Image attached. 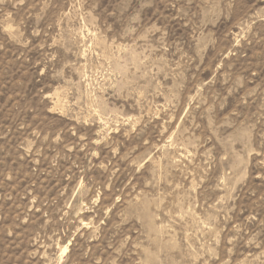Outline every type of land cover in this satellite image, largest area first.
<instances>
[{"label":"rangeland","instance_id":"1","mask_svg":"<svg viewBox=\"0 0 264 264\" xmlns=\"http://www.w3.org/2000/svg\"><path fill=\"white\" fill-rule=\"evenodd\" d=\"M0 264H264V0H0Z\"/></svg>","mask_w":264,"mask_h":264}]
</instances>
